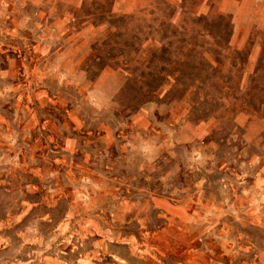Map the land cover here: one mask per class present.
<instances>
[{"label":"rangeland","instance_id":"rangeland-1","mask_svg":"<svg viewBox=\"0 0 264 264\" xmlns=\"http://www.w3.org/2000/svg\"><path fill=\"white\" fill-rule=\"evenodd\" d=\"M264 0H0V264H264Z\"/></svg>","mask_w":264,"mask_h":264},{"label":"crops","instance_id":"crops-1","mask_svg":"<svg viewBox=\"0 0 264 264\" xmlns=\"http://www.w3.org/2000/svg\"><path fill=\"white\" fill-rule=\"evenodd\" d=\"M264 2V1H263ZM264 12V11H263ZM263 15H264V13H263ZM263 20H264V17H263Z\"/></svg>","mask_w":264,"mask_h":264}]
</instances>
